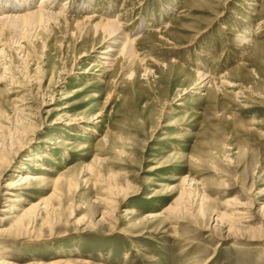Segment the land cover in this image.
Segmentation results:
<instances>
[{
  "label": "rangeland",
  "instance_id": "rangeland-1",
  "mask_svg": "<svg viewBox=\"0 0 264 264\" xmlns=\"http://www.w3.org/2000/svg\"><path fill=\"white\" fill-rule=\"evenodd\" d=\"M54 1L0 46V257L264 264V0Z\"/></svg>",
  "mask_w": 264,
  "mask_h": 264
},
{
  "label": "bare ground",
  "instance_id": "bare-ground-1",
  "mask_svg": "<svg viewBox=\"0 0 264 264\" xmlns=\"http://www.w3.org/2000/svg\"><path fill=\"white\" fill-rule=\"evenodd\" d=\"M32 2H33L32 0H8L6 4L4 3V5H0V46L3 45V38H4L3 36H6V34L12 32L13 28H18L19 26H21V24L28 25V24H32L34 21H38V20L41 21L47 18L59 19L60 17L64 16L62 12L54 10V6H55L53 4V2H55L54 0H41V2L38 3L37 6L27 7L28 5H31ZM77 21L86 22L88 24L91 23L95 24L97 28L103 29L106 32L105 43H107V46L106 49L103 51V56L101 57V59L105 60L104 64L106 65H110L112 60L115 59L114 54H116L117 52L123 54L125 51H128V48L132 47L133 44H135L136 41L135 38L132 39L125 38L122 30V25L118 20L109 19V18L104 20V19L96 18V15H87L81 19H78ZM198 75L200 76L201 87H204L208 85L210 82H212L209 80L208 76H203L200 74ZM223 77L225 78L227 76H223ZM15 136L17 137V135ZM61 141L63 140H60L59 143ZM2 148H0V150ZM2 153L0 152V155ZM43 169H45V167ZM21 175L22 176L20 179H24V182L26 183L36 179L35 174L33 175L30 172ZM237 214L242 215L237 219L240 220V222L245 223L249 221L246 218V216H244L245 215L244 212H238ZM16 222L18 223V221ZM21 224L22 223L19 224L20 227L15 229L16 235L19 234L20 231H22L21 226L23 227V225ZM0 264H15V263H12L11 261H7L4 258L0 257Z\"/></svg>",
  "mask_w": 264,
  "mask_h": 264
}]
</instances>
